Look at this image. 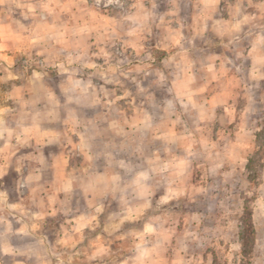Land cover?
Wrapping results in <instances>:
<instances>
[{
	"label": "rangeland",
	"instance_id": "374dc122",
	"mask_svg": "<svg viewBox=\"0 0 264 264\" xmlns=\"http://www.w3.org/2000/svg\"><path fill=\"white\" fill-rule=\"evenodd\" d=\"M13 1L0 5V12L32 15L35 32L44 37L32 53L0 59V105L7 103L12 83L28 79L44 78L67 98L75 86L88 89L99 110L94 115L98 167L116 172L98 182L104 208L93 219L94 229L84 230V240L66 249L73 248L68 255L73 263L264 264V80L254 89L243 68L234 69L243 80L229 75L214 83L207 74L216 70H206L204 78L201 68L186 65L192 56L182 50L193 44L216 52L200 54L198 62L219 55L220 41L212 32H205L203 42L199 34L208 12L204 1ZM221 1L224 14L236 12L237 0ZM263 23L253 29L264 28ZM246 38L230 44L233 52L224 56L248 63L247 56L234 53L246 46ZM56 45L67 50L51 52ZM174 62L181 65L171 71ZM226 86L234 99L224 108H195L198 100L171 97L172 91L188 88L206 96ZM252 89L257 91L253 113L244 95ZM233 113L258 125L252 143L251 134L234 132ZM226 126L229 134L223 132ZM2 187L12 189L13 183ZM18 188H24L23 182ZM57 221L48 222L56 227Z\"/></svg>",
	"mask_w": 264,
	"mask_h": 264
},
{
	"label": "crops",
	"instance_id": "0c3cea01",
	"mask_svg": "<svg viewBox=\"0 0 264 264\" xmlns=\"http://www.w3.org/2000/svg\"><path fill=\"white\" fill-rule=\"evenodd\" d=\"M203 1L208 12L200 22L201 41H204L205 32L211 31L220 41L219 55L213 61L198 62L200 54L208 50L216 52L212 46L193 44L182 50L190 53L192 61L182 65L201 68L204 78L206 70H216V73L207 74L214 76V83L216 79L226 81L229 75L243 80L244 75L236 73L234 69L246 68L247 80L257 90V84L264 80V28L253 29V24L264 21V0H237L233 14H224L221 0ZM6 3L7 0H0V5ZM27 4L25 2L24 6ZM17 15L13 11L0 12V59L10 56L12 60L13 54L19 52L32 53L44 37L35 32L36 20L32 15L27 13L22 18ZM244 38L245 44L248 43L243 49L235 48L234 53L237 57L247 56L248 63L230 61L224 56L233 52L230 44H239ZM66 50V47L56 45L51 52L59 54ZM44 52L49 51H38L42 55ZM220 58L221 61H217ZM179 65L174 62L169 70L178 69ZM221 66L224 73L218 74ZM169 84L173 86L172 77ZM224 88L206 96H200L199 92H191L188 88L184 93L172 91L171 97L177 101L198 100L195 108L206 104L212 105L213 109L224 108L234 99L233 89ZM74 89V94H70L73 97L67 98L64 92L60 94L49 87L44 78L28 79L21 85L12 83L10 93L5 95L7 103L0 105V264H75L73 257H68L69 252H74L73 248L84 240V230L94 229L93 219L103 211L98 182L104 175L113 178L116 172L105 173L98 167V147L94 142L98 137V116L94 115L99 110L94 109L95 96L89 97L86 94L88 89L77 86ZM256 90L244 94L251 113ZM232 115L236 118L234 132L251 134L249 139L252 143L255 133L259 131L258 125L246 124L243 117H237L235 113ZM107 123L109 125L111 122L108 120ZM123 126L124 133L125 128L131 129L130 123ZM225 128L224 134H229L230 128ZM111 132L112 136L113 130ZM7 181L13 183L12 189L2 187ZM20 182L24 185L22 190L18 188ZM81 200L82 204L77 207ZM67 212L70 213L66 218ZM51 218H58L56 227L48 222ZM53 227L56 229L53 230ZM148 227L146 224L144 230ZM69 246L74 247L68 252L66 249ZM135 258L141 257L135 255Z\"/></svg>",
	"mask_w": 264,
	"mask_h": 264
}]
</instances>
